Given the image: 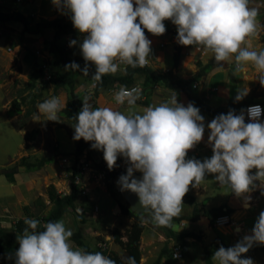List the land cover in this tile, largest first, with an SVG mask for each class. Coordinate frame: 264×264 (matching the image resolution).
<instances>
[{
    "label": "clouds",
    "instance_id": "obj_1",
    "mask_svg": "<svg viewBox=\"0 0 264 264\" xmlns=\"http://www.w3.org/2000/svg\"><path fill=\"white\" fill-rule=\"evenodd\" d=\"M30 1V0H26ZM61 12L70 14L73 27L84 36L80 51L85 61L83 76L89 74V64L95 67L91 79L102 82L108 74H116L121 65L143 68L152 57L153 36L166 33L164 21L177 27V43L195 47L205 54L211 52L217 66L235 64L236 72H246L252 66L264 87V51L257 52L252 40L259 35V12L249 7V0H52ZM73 40L70 46H75ZM65 70L76 72L75 62ZM126 71V68H125ZM249 89L238 88L236 101L248 95ZM164 103L137 112L142 89L122 86L114 95L117 105H127V114L111 107H94L85 95L82 108L75 116L74 141L91 142V148L103 152L109 171L117 166L119 157L128 163L127 174L117 181L122 192L128 191L139 199L136 211L157 227L170 229L174 218L183 212V198L189 187L199 188L213 175L221 186L243 200L251 202L256 182L264 183V122L259 105L245 114L233 111L220 114L207 124L208 143L213 155L203 161L186 159L189 151L202 142L204 117L192 103H178L172 91ZM64 106L59 97L38 104L34 119L58 122ZM255 169V175L250 174ZM134 172L142 174L134 178ZM120 194V193H119ZM121 195V194H120ZM127 203V202H126ZM128 204V203H127ZM27 227L17 235L19 244L15 264H116L97 251L73 249V232L63 220L48 222L38 231L40 221L24 219ZM264 246V211L251 231L234 246L219 247L212 256L217 264H254L245 254L254 246ZM178 258V257H176ZM127 264H137L136 258H126ZM142 264V262H141Z\"/></svg>",
    "mask_w": 264,
    "mask_h": 264
},
{
    "label": "rangeland",
    "instance_id": "obj_2",
    "mask_svg": "<svg viewBox=\"0 0 264 264\" xmlns=\"http://www.w3.org/2000/svg\"><path fill=\"white\" fill-rule=\"evenodd\" d=\"M3 2L0 13L17 14L23 13L29 21V29L36 31L39 23L53 21L64 15L65 12L58 10L52 0H1ZM249 7L258 9L257 17L261 27L259 35L253 38L252 47L257 52L264 51V0H249ZM166 33L162 36H153L145 33L151 41L152 57H149L148 68L159 75L170 72L174 77L189 80L200 72L202 66L214 64L213 69L203 79L197 81V92L205 97L212 109H227L231 105H239L245 99H252L253 105H259L264 116V87L258 82L259 74L252 66L247 67L246 72H236L235 64H225L221 69L217 66L214 54L204 53L195 47L181 46V61L179 67H175V55L177 54V27L171 21H164ZM24 26L19 22H4L0 20V229L7 233H13L15 225L19 220L26 217H48L55 206L49 198L50 187L54 186L57 194L61 197L69 195L71 189V173L68 172L70 161L75 159L76 142L73 139L75 122L59 113L58 122L40 121L34 119L38 113V104L54 96L59 97L63 111L69 101L68 89H56L51 82L49 65L59 59V55L50 53L49 42L54 36L51 29H46L40 34L30 32L23 33ZM84 36L70 38L77 43L72 46L81 54L80 44ZM70 41V42H71ZM11 49V51H9ZM82 55V54H81ZM35 63L43 68V76L35 82L32 75L35 71ZM85 65V61L83 59ZM121 65L120 70L113 74L123 75L125 68ZM94 66L89 64L92 72ZM139 78L136 84L142 87V98L137 101L136 111L142 113L143 109L153 105H159L170 99L172 91L178 96V103L187 106L190 101L180 90H170L153 80ZM195 84V85H196ZM33 86V87H32ZM158 86V87H157ZM95 84L89 83L84 76L79 77L75 82V90L79 99L85 95L91 97L94 107H111L127 114V105L119 106L114 100L115 92L105 90L99 94L95 93ZM247 87L250 91L241 101L237 102L235 97L238 88ZM118 92V91H117ZM19 105L20 111H17ZM247 105L239 106L234 112L239 115L242 111L245 115ZM12 112V114H10ZM205 122V133L201 143L194 149V156L199 148L212 150L208 143L209 130L207 124L213 119L203 116ZM38 131L34 139L28 136ZM38 162L41 159L53 158L54 162L46 164L38 171L29 172L20 167L22 160ZM186 159H192L186 157ZM91 162L103 163V152L95 150L92 153ZM88 161V154L85 152L79 161L82 165ZM118 170L127 168L129 165L123 157L117 160ZM17 168L18 173L14 175V181L8 180L6 173ZM89 171L77 184L82 190V196L76 212L80 217L87 220L81 223L72 208L70 214L62 220L66 228L73 233L83 232L84 243L93 250L115 252L119 256L126 257V252L114 242V232L119 229L122 233V240L127 241L126 231L133 223V220L123 216L119 210L118 202L123 204L126 201L120 195L114 198L110 189L100 178L89 179ZM139 174V173H138ZM141 175V174H140ZM206 181L199 187H189L188 193L183 199L184 209L181 216H191L194 209L202 214L206 208L218 206L225 201V205L232 206L230 214L232 223L226 228H216L213 222L198 220L190 222L187 219L180 223H173V229L177 234L193 233L195 237H184L180 241L187 248L184 258L174 260L169 256L161 257V264H204L206 250L210 251L211 259L216 250L223 246L229 248L241 241L245 235H250L259 214L264 207L251 209V205L245 207L243 200L237 198L227 186H221L215 181L213 175H208ZM115 180V186L117 185ZM78 182V181H77ZM257 187L251 193V200L258 194L264 193V183L257 181ZM197 190V191H196ZM226 198V199H224ZM223 199V200H222ZM223 203V202H222ZM203 218V217H202ZM206 218V217H205ZM145 230L141 238L140 247L142 258L140 264H154L160 257L163 249L167 246L173 248L176 241L170 240L162 229L152 225L145 217ZM15 235V233H13ZM199 237V238H196ZM73 249L76 247L72 241ZM212 245H217L213 249ZM219 246V247H218ZM254 264H264V249L261 245H254L246 254ZM217 264L216 261H213Z\"/></svg>",
    "mask_w": 264,
    "mask_h": 264
},
{
    "label": "trees",
    "instance_id": "obj_3",
    "mask_svg": "<svg viewBox=\"0 0 264 264\" xmlns=\"http://www.w3.org/2000/svg\"><path fill=\"white\" fill-rule=\"evenodd\" d=\"M0 20L4 22H10L15 21L19 22L24 26V32L23 33H33V34H40L44 32L46 29H51L54 32V36L52 40L49 42V50L52 54L59 55V59H56L49 65V72L51 74V82L54 84L56 89H68L69 93V101L67 102V105L63 111H61V114H63L66 118L72 120L77 123L75 116L79 113L82 107V99H79L75 90V82L76 80L83 76L82 70L84 69L85 65L83 63V56L77 52L72 46L68 45V40L70 38H76L83 36L81 35L74 27L70 19V14L64 13L63 16L54 19L53 21H48L45 23H39L36 26V31H32L29 29V21L28 18L23 14L18 12L17 14H6V13H0ZM145 33H148L147 30H145ZM181 49L182 47L178 45L177 48V54L175 55L174 63L175 67H179L180 61H181ZM75 62L77 65H79V70L76 72H73L71 70H65V66L69 65L71 63ZM214 64H207L202 66L200 69V72L192 77L189 80H183L178 79L174 77L173 73L170 72L165 75H159L154 70L148 68V67H137L132 68L131 66L126 67V71L123 75L115 76L113 74L105 75L102 78V82H97L91 79L92 75L95 73V68L91 72L89 70V74L86 78V80L89 83L95 84V93L99 94L105 90H114L118 89L121 86L130 87L137 83L139 78H145V80H153L157 84H161L165 88H169L170 90H180L183 92L190 103L194 104L199 110L200 114L202 116H208L211 118H215L220 114H226L230 110L233 112H236L239 108V106L243 105H249L252 103V99H245L243 103L237 104V105H231L227 109H220L215 110L212 109L209 104L207 103V100L205 97H201L199 93L197 92L194 85L197 81H200L203 79L208 73L211 72L213 69ZM35 71L32 75V80L35 82L40 76H43V68L38 66L35 63ZM144 80V81H145ZM33 87V86H32ZM16 106L18 107L17 111H20L19 105L16 103ZM12 114V112H10ZM38 131H33L31 135L28 137L30 139H34L36 137ZM95 150L91 148V142H84L82 139L80 141L76 142V151H75V159L74 161H70L71 164H69L68 172L71 173V189L72 192L69 195H66L64 197H61L57 194V191L54 186L50 187L49 191V198L54 203V207L52 208L50 214L48 217H36L32 218L31 215L29 218L36 219L40 221V225L38 227V231H42L43 225L48 222H55L62 220V218L68 214H70L69 208H72V212L77 215V217L80 219L81 223H86L87 220L83 217H80L78 215V212H76L77 207H79V202L82 196V190L79 189V187L76 184V176L80 173L79 168V160L83 156L85 152L88 154V161L92 159V153ZM54 162L53 158H46L41 159L40 161L36 162H29L25 160V158L22 160V162L19 164L20 167L25 168V170L32 172V171H38L46 164ZM18 173V169L15 168L10 172L6 173V176L8 177V180L13 182L14 181V175ZM139 173V172H134ZM127 174V168L121 167L120 170L113 169L110 171V173L107 175L106 178V185L107 188L110 189L111 195L114 198H117L120 196L119 192L117 191L115 186V180L119 179L121 175ZM141 174V173H139ZM142 175V174H141ZM119 210L123 216H126L133 220V223L129 229L126 231V237L127 241H123L122 233L119 229H116L114 232V242H116L118 245L123 247V249L126 252V257H121L115 252H109V251H102L101 249L93 250L89 246H87L84 243L83 240V232L77 231L76 233H73V236L70 238V241L74 243L76 247L83 248L85 252L89 253H95L97 251L101 252L103 255L110 257L111 259L116 261V264H127L126 258L129 256H133L136 258L137 264H140L141 258H142V251L140 247V242L142 235L145 230V225L143 223L145 222V217L134 213L129 205L127 203L123 204L121 201L118 202ZM232 213V210L230 208H227L226 206L211 209L210 211L204 212L202 215L198 211V209H194V212L191 216L187 217H178L174 218L173 223H180V221L187 219L189 221L195 222L197 221L201 216H205L211 219V221L214 223L215 219L218 218L221 215H230ZM148 222H150L148 220ZM151 223V222H150ZM154 225L153 223H151ZM155 226V225H154ZM27 227L25 225L24 220H19L16 225L15 229L13 230V233H7L5 229H0V264H15V252L19 248V244L17 241V235H22L23 230ZM170 240L176 241L175 245H181V243H178L180 241H184V237L191 236L195 237L193 233L188 234H177L173 227L169 229L168 232L164 233ZM199 238V237H196ZM173 248H168L167 246L163 249L162 253L160 254V258L154 263V264H161V257L169 256L170 258H173ZM181 247H183L181 245ZM219 247V246H218ZM212 248H217V245H212ZM264 249V246H262ZM183 250V258L186 254V250L182 248ZM206 256H205V262L204 264H214L213 260L211 259L210 251L207 248L206 250ZM174 259V258H173ZM175 260V259H174Z\"/></svg>",
    "mask_w": 264,
    "mask_h": 264
},
{
    "label": "built area",
    "instance_id": "obj_4",
    "mask_svg": "<svg viewBox=\"0 0 264 264\" xmlns=\"http://www.w3.org/2000/svg\"><path fill=\"white\" fill-rule=\"evenodd\" d=\"M18 1L21 2L23 0H18ZM2 6H3V2L0 0V10L2 9ZM70 41L68 40V45H70V43H71ZM9 51H11V49H9ZM121 87H119L118 89H114L113 91L116 93L117 91H119V89ZM124 87H126V86H124ZM132 87H139V88L142 89L141 85H139V84H135L133 86L126 87V88L131 89ZM194 87L198 88V85L196 84V85H194ZM252 106H255V105H253V103L247 105V109L252 107ZM247 109H246V113H247ZM260 120H261V122H264L263 114H261ZM248 122H250V118L248 117V115H245V123H248ZM91 161L92 160H90V162L84 163L82 165L79 164L80 173L76 176V179H75L76 180L75 181L76 184H80L81 183V181H82L81 178L85 174V172H87V171H89V173H88L89 174V179H91V178H95V179L100 178L105 183L107 175L110 173L106 162L104 161L103 163H99V162H95L94 163V162H91ZM114 169L118 170V163H117V166ZM231 223H232V219H231L230 215H221V216H219L218 218L215 219L214 226L216 228H226ZM176 257H178V258H176ZM173 258L175 260H180V259L183 258V250H182L181 245L178 244V245L174 246Z\"/></svg>",
    "mask_w": 264,
    "mask_h": 264
},
{
    "label": "crops",
    "instance_id": "obj_5",
    "mask_svg": "<svg viewBox=\"0 0 264 264\" xmlns=\"http://www.w3.org/2000/svg\"><path fill=\"white\" fill-rule=\"evenodd\" d=\"M158 87V86H157ZM243 106H245V105H243ZM227 114V113H226ZM212 119H214V118H212ZM206 136H209V134H206ZM194 150L195 149H193V150H191V151H189V153H188V157H191L192 159H197V160H200V161H203L204 159H206V158H208V159H210L211 158V156L213 155V152H212V150H206L205 148L203 149V148H199V150H197L196 151V153L195 154H197L196 156H194ZM255 172H256V170L255 169H253V170H251V173L250 174H252V175H255ZM194 189L195 188H193V191H194ZM197 189H199V188H197ZM197 191V190H196ZM183 199H185V197L183 198ZM224 199H226V198H224ZM223 200V199H222ZM223 202V203H222ZM221 203H219L218 204V206H214V207H209V208H206V210L204 211V212H206V211H210L211 209H215V208H220V207H223V206H226L227 208H231L232 206L230 205V203H229V205L227 206V205H225V201H222ZM250 205H251V209H254L255 207L256 208H261V206L262 207H264V193H262V194H258L254 199H252L251 200V202H250ZM204 212H202V214L204 213ZM201 214V215H202ZM231 216V215H230ZM182 217V216H181ZM203 217V218H202ZM208 220L209 218L208 217H206L205 218V216H201L198 220ZM233 219V218H232ZM197 220V221H198ZM209 221H211V219L209 220ZM181 222V221H180ZM191 222V221H190ZM212 222V221H211ZM175 224V223H174ZM214 224V223H213ZM143 237V236H142ZM175 245V244H174ZM185 250H187V248H185Z\"/></svg>",
    "mask_w": 264,
    "mask_h": 264
},
{
    "label": "water",
    "instance_id": "obj_6",
    "mask_svg": "<svg viewBox=\"0 0 264 264\" xmlns=\"http://www.w3.org/2000/svg\"><path fill=\"white\" fill-rule=\"evenodd\" d=\"M133 175H134V178H136V179H140L141 176H142V175H140L138 173H134ZM116 189L121 194V196L123 197V199L128 203V205L131 208V210L134 213H136V214H140L138 212L139 211H142V209H140L138 207V205H139V199H138V197L135 194H133L131 192H128V191L122 192L120 190L119 185H117ZM135 210L138 211V212H136ZM144 217H146V214L144 215ZM159 228L162 229L165 233L169 231V229H167V228H161V227H159Z\"/></svg>",
    "mask_w": 264,
    "mask_h": 264
}]
</instances>
